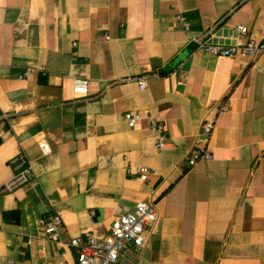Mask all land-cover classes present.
<instances>
[{
    "label": "crops",
    "instance_id": "crops-1",
    "mask_svg": "<svg viewBox=\"0 0 264 264\" xmlns=\"http://www.w3.org/2000/svg\"><path fill=\"white\" fill-rule=\"evenodd\" d=\"M239 26L247 33L226 38L264 41V0H0V264L71 263L72 238H105L140 201L157 221L116 264H264V53L191 41ZM75 78L89 80L87 96ZM128 111L142 115L134 128ZM194 148L212 158L190 166ZM21 157L35 175L9 191ZM139 166L155 172L143 181ZM55 213L62 243L38 225Z\"/></svg>",
    "mask_w": 264,
    "mask_h": 264
},
{
    "label": "built area",
    "instance_id": "built-area-1",
    "mask_svg": "<svg viewBox=\"0 0 264 264\" xmlns=\"http://www.w3.org/2000/svg\"><path fill=\"white\" fill-rule=\"evenodd\" d=\"M176 24L182 26L185 30H190V24L185 15L179 13L175 17ZM247 27L239 26L238 32L247 33ZM215 36L213 31L202 36L192 35L191 41L198 44L199 48L204 49L218 56H233L242 54L250 60H256L264 53V41L251 39L245 44L226 45L212 42ZM145 77L138 78L140 89L146 87ZM74 92L78 96H87L89 94V80L86 78L74 79ZM226 103H221L217 107L219 113L227 110ZM142 115L138 112L128 111L124 114V120L134 128L137 126ZM216 121L214 118H207L201 126V133L207 138H211ZM153 130L156 134V148L163 149L168 145L165 124L158 122L154 124ZM212 153L208 148H194L185 157L190 166L196 165L201 160H209ZM20 170L16 175L5 184V189L12 191L31 181L35 175L33 165L25 158L21 157ZM137 172L143 181H147L149 176L155 172L154 168L148 166H139ZM158 218L157 205L154 202L140 201L128 212L118 215L113 223L110 233L105 238H98L94 234H88L85 237H75L69 242L71 246L78 249V255L74 261L68 264H116L121 258L127 260L129 255L136 250L145 247L147 243L146 233L153 230L154 224ZM38 225L42 235L57 243L60 240V229L63 226V219L59 214H49L38 220ZM14 261L10 260L8 264ZM59 264V263H47Z\"/></svg>",
    "mask_w": 264,
    "mask_h": 264
},
{
    "label": "water",
    "instance_id": "water-1",
    "mask_svg": "<svg viewBox=\"0 0 264 264\" xmlns=\"http://www.w3.org/2000/svg\"><path fill=\"white\" fill-rule=\"evenodd\" d=\"M238 31H236L235 29H231V28H220L219 30L216 31L215 36L212 38V42L214 43H221V44H226V45H230V44H235L236 40L234 39H229L226 37H236L238 35Z\"/></svg>",
    "mask_w": 264,
    "mask_h": 264
}]
</instances>
